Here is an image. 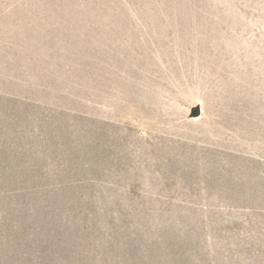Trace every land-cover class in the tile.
I'll list each match as a JSON object with an SVG mask.
<instances>
[{
  "label": "rangeland",
  "instance_id": "obj_1",
  "mask_svg": "<svg viewBox=\"0 0 264 264\" xmlns=\"http://www.w3.org/2000/svg\"><path fill=\"white\" fill-rule=\"evenodd\" d=\"M0 264H264V0H0Z\"/></svg>",
  "mask_w": 264,
  "mask_h": 264
}]
</instances>
